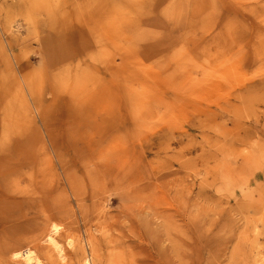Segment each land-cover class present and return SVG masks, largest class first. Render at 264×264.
<instances>
[{
    "label": "rangeland",
    "instance_id": "1",
    "mask_svg": "<svg viewBox=\"0 0 264 264\" xmlns=\"http://www.w3.org/2000/svg\"><path fill=\"white\" fill-rule=\"evenodd\" d=\"M19 249L264 264V0H0V264Z\"/></svg>",
    "mask_w": 264,
    "mask_h": 264
},
{
    "label": "bare ground",
    "instance_id": "2",
    "mask_svg": "<svg viewBox=\"0 0 264 264\" xmlns=\"http://www.w3.org/2000/svg\"><path fill=\"white\" fill-rule=\"evenodd\" d=\"M54 227H53V229H55V230H57V225L56 224H54L53 225ZM48 240L51 242V243H53V245H55V248H57V249H60L61 250V247L59 248V244H58V242L56 241V239L53 237V236H48ZM15 258L17 257H19V258H23L25 261H27L28 262V264H32L33 262H32V260H33V251H31L30 249H24V250H22V249H19V250H16L15 252H14V255H13ZM87 262V264H89V261L87 260L86 261ZM35 263V262H34Z\"/></svg>",
    "mask_w": 264,
    "mask_h": 264
}]
</instances>
